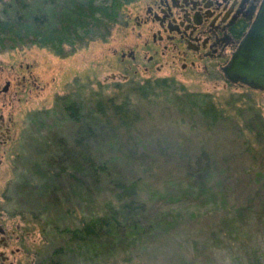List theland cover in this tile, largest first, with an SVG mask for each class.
I'll use <instances>...</instances> for the list:
<instances>
[{
    "label": "rangeland",
    "instance_id": "1",
    "mask_svg": "<svg viewBox=\"0 0 264 264\" xmlns=\"http://www.w3.org/2000/svg\"><path fill=\"white\" fill-rule=\"evenodd\" d=\"M25 1L27 22L42 10L49 14L55 43L0 35V71L11 81L8 104L0 107L7 128L0 138V217L14 230L7 246H0L6 263L40 262L65 246L60 231L101 214L114 202L110 186L121 180L136 184L141 225L148 232L128 253L100 264H264V94L218 75L183 73L175 77V90L142 98L137 85L169 72L134 73L129 58L121 61V51L142 46L134 18L144 15L143 5L151 0L125 3L104 27L79 24L74 9L87 12V0H55L47 7ZM70 17L78 19L72 18L78 21L74 28ZM180 87L209 95L229 117L210 127L198 114L181 111ZM107 100L134 107L130 131L116 128L109 111L110 118L98 117L97 104L107 107ZM71 102L80 108L79 122L64 110ZM96 118L107 124L94 125L96 133L84 135L82 148L81 128ZM87 152L108 169L93 193L75 189L65 172L56 175L59 165H77L65 160L67 154ZM48 164L52 172L44 178L41 167ZM17 225L23 227V244L14 238L22 232ZM72 263L65 255L64 264Z\"/></svg>",
    "mask_w": 264,
    "mask_h": 264
},
{
    "label": "trees",
    "instance_id": "2",
    "mask_svg": "<svg viewBox=\"0 0 264 264\" xmlns=\"http://www.w3.org/2000/svg\"><path fill=\"white\" fill-rule=\"evenodd\" d=\"M130 1L99 0V3H96V0H87V12L81 7H76L77 5L73 3L76 5L74 10H76L80 19L79 24L85 23L86 25L90 24L95 27L102 25L104 27L110 25L109 22L115 21L122 5ZM39 2L42 7H47L53 5L55 0H39ZM29 7L30 4L25 0H0V35L9 34L17 36V38H13L15 42L21 40L20 34L24 36L33 35L34 40L39 38L42 46H46L48 43L52 45V42L54 46L55 34L51 29L49 14L42 10L32 15L30 21L27 22L24 11H29ZM96 13L98 15L95 17ZM72 18L78 19L75 17L67 19L68 24L74 28L75 26L73 25L78 24V21L75 23L72 21ZM67 33H73V31ZM0 42L3 43L2 38H0ZM175 84L174 78L162 77L145 81L143 84L137 85L136 90L142 98H146L153 95L155 90H160L164 93L171 91V89L175 90ZM183 89V87L179 88L182 94L176 97V103L181 111H190V113L194 112L198 114L197 116H199L201 121L210 127L219 126L224 122L226 117H229L224 115V109L218 107L209 95L188 93ZM105 104L107 107H102L101 102L97 104L98 117H106L105 113L109 111L111 117L115 118L116 128L130 131L135 126L137 113L128 101L116 103L107 100ZM64 110L70 119L78 122L81 121L80 108L75 102L66 105ZM108 118L110 117L107 116L106 119ZM110 120L107 121L112 123ZM100 121V118H96L95 124L82 126V137L77 139V143L82 148L85 134L91 137L97 131L96 126L100 129L101 126L105 127V124H107L106 122L102 124ZM94 125L96 126L94 127ZM245 129L250 132L253 131L249 126H246ZM240 131H243V129ZM256 133L259 135L261 132L257 130ZM250 149L247 151H250ZM84 153L67 154L65 160L70 158L72 164L77 161V165L71 168V171L58 164L56 175L65 172L70 181H73L75 189L79 188L83 192L89 190L93 193V187H99L103 177L108 175L107 164L98 162L88 152L87 154ZM41 169V174H43L44 178H46V173L50 174L52 172L50 164L45 168L42 166ZM86 178H88L89 188L85 186ZM110 189L113 193L114 202H108L102 209L101 214L84 221L79 227L61 230L60 232L67 239L65 246L56 247L49 257L41 260L38 264H64L65 255L74 259V263L72 264H84V262L89 264L105 263L116 257L119 253H128L130 249L142 240L148 230L141 225L140 218L143 212V203L138 199L136 184H126L121 180H116L110 186Z\"/></svg>",
    "mask_w": 264,
    "mask_h": 264
},
{
    "label": "flooded vegetation",
    "instance_id": "3",
    "mask_svg": "<svg viewBox=\"0 0 264 264\" xmlns=\"http://www.w3.org/2000/svg\"><path fill=\"white\" fill-rule=\"evenodd\" d=\"M261 1L151 0L143 5L144 15L134 18L135 24L142 29L137 34L143 44L140 48H130L128 53L121 51V61L129 58L135 67L134 73L143 69L148 76L165 69L174 79L178 74L201 73L210 77L218 75L228 82L224 68L254 19ZM132 64H128V68ZM154 79L147 77L145 81ZM10 95L11 81L0 71V107L8 104ZM5 125L0 111V138L4 134L3 129H7ZM21 219L26 220L24 215ZM4 221L0 217V246H7L14 232L4 227ZM15 229L22 231L14 238L23 244V227L17 225ZM0 264H11L6 263V256L1 251Z\"/></svg>",
    "mask_w": 264,
    "mask_h": 264
},
{
    "label": "water",
    "instance_id": "4",
    "mask_svg": "<svg viewBox=\"0 0 264 264\" xmlns=\"http://www.w3.org/2000/svg\"><path fill=\"white\" fill-rule=\"evenodd\" d=\"M224 77L264 94V0L224 68Z\"/></svg>",
    "mask_w": 264,
    "mask_h": 264
}]
</instances>
